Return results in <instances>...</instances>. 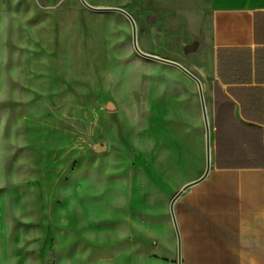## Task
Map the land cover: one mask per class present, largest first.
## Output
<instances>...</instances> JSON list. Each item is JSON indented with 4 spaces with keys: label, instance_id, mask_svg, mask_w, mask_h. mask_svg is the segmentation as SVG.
I'll return each instance as SVG.
<instances>
[{
    "label": "rangeland",
    "instance_id": "obj_1",
    "mask_svg": "<svg viewBox=\"0 0 264 264\" xmlns=\"http://www.w3.org/2000/svg\"><path fill=\"white\" fill-rule=\"evenodd\" d=\"M85 1L126 11L139 49L204 97L210 30L190 5ZM204 171L195 82L140 57L125 16L0 0V264H176L170 202Z\"/></svg>",
    "mask_w": 264,
    "mask_h": 264
},
{
    "label": "crops",
    "instance_id": "obj_2",
    "mask_svg": "<svg viewBox=\"0 0 264 264\" xmlns=\"http://www.w3.org/2000/svg\"><path fill=\"white\" fill-rule=\"evenodd\" d=\"M170 1L191 6L212 48L211 164L176 201L180 264H264V0Z\"/></svg>",
    "mask_w": 264,
    "mask_h": 264
},
{
    "label": "water",
    "instance_id": "obj_3",
    "mask_svg": "<svg viewBox=\"0 0 264 264\" xmlns=\"http://www.w3.org/2000/svg\"><path fill=\"white\" fill-rule=\"evenodd\" d=\"M80 2L85 8H87L91 11H97V12L112 11V12H117V13L125 16L129 20L130 25H131L133 49L140 57L150 59V60H154V61L164 63V64H167V65H170V66L177 68L179 71H181L183 74H185L191 80H193L197 86L199 100H200V106H201L202 119H203L204 130H205V171H204L203 175L198 180L191 182V183L185 185L184 187H182L175 194V196L172 198V200L170 202V207H169V212L171 215L172 223H173L176 238H177V250H178V263L177 264H180V234L178 231V226H177V222H176V218H175V214H174V204L176 203V201L178 200V198L181 196V194L184 191H186L188 188H190V187L198 184L202 180H204V178L207 176V174L210 170V164H211V159H210V156H211L210 126H209L208 115H207V111H206V107H205L201 83L198 80V78H196L192 73H190L188 70H186L181 65H179L175 62L165 60V59H161V58H158L156 56L148 55V54L142 52L137 45V35H136L135 22L132 19V17L126 11L121 10V9H97V8L91 7L85 0H80ZM105 110L108 112H114L116 110V106L113 102L108 101L105 104ZM106 149H107L106 143L101 138H97V139H95V142L92 144L91 148L89 149V152L91 154L97 155V154H102V153L106 152Z\"/></svg>",
    "mask_w": 264,
    "mask_h": 264
}]
</instances>
